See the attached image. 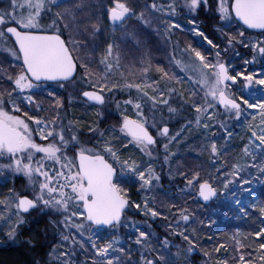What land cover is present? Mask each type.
Listing matches in <instances>:
<instances>
[{
    "label": "snow or ice",
    "instance_id": "obj_1",
    "mask_svg": "<svg viewBox=\"0 0 264 264\" xmlns=\"http://www.w3.org/2000/svg\"><path fill=\"white\" fill-rule=\"evenodd\" d=\"M73 4L76 0H8L0 8V49L13 58L8 67L0 62V177L14 180L22 174L27 180L20 190L13 186L0 193V238L34 247L35 238L23 237L22 227L27 215L39 209L60 217H50L61 240L52 246L45 264H80L75 258L77 245L92 264H191V254L197 250L204 257L202 264H264V201L250 203L260 216L242 239L233 236L231 245L225 241L205 248L203 228L194 225L197 220L202 226L211 225L212 219L200 218L179 204L170 203L164 213L156 207L154 195L142 196V204L130 201L128 188L120 183L121 175L131 173L141 182L142 192L154 193L162 179L154 163L160 146L170 181L177 175L184 179L181 195L194 192L199 203L220 193L230 194L239 216H249L233 188L264 182V98L250 100L245 95L257 86L264 92V70H258V75L235 70L229 54L239 55L238 45L250 48L252 60L245 59V66L257 56L264 57V0H97V11L90 17L94 22L85 27L93 37L92 60L78 55L86 45L77 39L81 34L73 27L84 21L76 16L82 6ZM200 17L213 24L218 40L206 34ZM179 18H186L191 27L185 28ZM130 20L134 26L127 25ZM150 30L159 38L157 43L163 41L167 66L153 62ZM177 30L202 38L211 50L192 39L182 44L176 39ZM249 30H259V35L246 38ZM116 31L121 35L116 36ZM133 49L138 57L132 55ZM97 50L102 73L91 67ZM130 56L132 63L125 64ZM153 69L158 75H152ZM185 81L183 90L176 86H184ZM69 87L73 91L66 104L59 90ZM114 90L126 92L128 98L116 99ZM76 99L95 102L89 106L96 109L97 118L88 122L70 117L68 108ZM111 103L120 119L101 127L100 117L108 118L105 110ZM45 112L48 115H42ZM177 117L183 123L173 130L169 121ZM242 117L246 122L242 155L235 162L219 163L231 146L230 123L238 124ZM213 122L219 126L215 133ZM193 124L201 137L198 150L210 151L213 163L207 172L202 164L173 170L172 161ZM85 128L90 134L86 140ZM219 130L224 133L223 144L217 142ZM37 135L45 143L37 142ZM128 145L149 159H137L132 152L125 156ZM131 207L144 216L167 220L165 227L172 238L165 235L160 240L150 224L148 230H141L126 215ZM188 225H193L191 232ZM121 227L138 233L128 236L127 248L121 244ZM101 229L110 237L103 243L98 238ZM211 240L208 236L207 241ZM69 241L68 250H61ZM229 250L231 260L215 255Z\"/></svg>",
    "mask_w": 264,
    "mask_h": 264
},
{
    "label": "rangeland",
    "instance_id": "obj_2",
    "mask_svg": "<svg viewBox=\"0 0 264 264\" xmlns=\"http://www.w3.org/2000/svg\"><path fill=\"white\" fill-rule=\"evenodd\" d=\"M68 3H71V0H67ZM8 4V0H0V8H4L6 7ZM96 4H97V0H76V4H73V7H75L76 5H80L82 6V10L76 13L77 19L84 21V24L76 26L74 25L73 27V31L74 32H79L81 35L77 36L78 40H81L82 43L84 45H86L85 47L81 48L78 51V55L80 57H85L89 60H92V55L89 52V48L91 46V44L93 43V37L91 35H89L86 31H85V27L89 26L90 24L93 23L94 21H90V17L91 14L95 11H97L96 8ZM59 10H63L62 8ZM179 22L184 25L185 28H190L191 25L188 24L187 19L186 18H179ZM127 25H133V21H128ZM126 25V26H127ZM134 26V25H133ZM131 30V29H129ZM110 31V29L108 30ZM150 36L148 37V43L149 46L151 47L152 50V59L154 64L156 62H159L161 65L167 66V59H166V53L164 50V44L163 41H160L159 43H157V41L159 40V38L155 35L154 31L150 30ZM107 34V33H106ZM116 36H120L121 32L120 31H116ZM69 33L66 31L64 33L65 39L68 38ZM259 34H253L250 33L249 35L246 34V38L248 36H251L253 38L257 37ZM176 39H178L182 44L186 43L188 40L192 39L194 43H199V40H197V38H194L193 35L189 32H181L180 30H177L176 32ZM100 38L96 41L97 43L100 42ZM202 44V43H201ZM203 45V44H202ZM241 48V51H244L245 54H249L250 57L246 58L241 52H239V55L235 56V59L238 60V64L236 63H231L233 68L235 70H239V71H245V72H252L254 75H258V70H264V57H259L257 56L256 60L254 61V63L252 62L249 63L247 66H245L244 61L245 59H248L249 61L252 60V50L250 48H245L243 45H238ZM126 47H131V44L126 45ZM204 48H207L209 50L210 46L206 45L203 46ZM132 55H136L138 57V53L135 52V49L132 50ZM100 58V54H99V50H97V52L95 53V60L96 63H93L91 65L92 69L94 71L97 72H103V67L102 65H99L98 61ZM240 59V60H239ZM13 58L10 56L9 53L3 51L2 49H0V62H3L4 67H8L9 64H11ZM132 63V59L131 56L128 58L127 61H125V64H131ZM250 64L253 65L250 67ZM124 69H121L120 71H123ZM177 74H181V70L179 68H177L176 70ZM152 75H158L157 73H155L154 69L152 72ZM173 83L175 84L176 82L173 81ZM176 86L178 88H181V90H183V88L187 87V81H185V85L181 86L179 84H176ZM60 94L65 98V103L67 104V97L69 95V92H72V88L69 87L67 90L61 89L59 90ZM133 92H135V90H132ZM250 93H254V97L250 94ZM74 95H76V93H73ZM46 95V93H45ZM114 95L116 99L119 100H124L128 98V95L126 92H120V93H115L114 90ZM201 95H203V93H201ZM245 95L247 96V98L251 99H260V98H264V92H262L260 90V87L257 86L254 89H250L248 93H245ZM89 103H84L82 99H76L72 102L71 106L68 108V114L70 117L72 118H76L79 117L81 119H83L84 121H92L94 119H96V109L92 108L89 106ZM49 104L47 102H45V108H48ZM99 107V106H97ZM131 106H129L130 108ZM222 110V109H221ZM106 111V116L108 117L107 119H105L104 116H101L100 119L104 121L103 124H101V127H107L108 125L112 124L114 121L120 119L119 113L115 110V104L111 103L110 104V108L105 110ZM145 111H147V109H145ZM249 111H254V110H249ZM133 115V118H135V114L134 113H130ZM22 115V113L20 114ZM42 115H48L47 112L42 113ZM248 121H252V117H248L247 118ZM259 118H256V123H258ZM65 123H67V121H65ZM169 123H173V121H169ZM213 129H214V133L216 130L219 129L218 123L217 122H213L212 125ZM179 128H177L178 130ZM230 130L233 132V136L231 138V146L229 147V151L228 153L221 157L220 160L218 161L219 163H224V162H235V157L237 155H242V149H243V143L245 142V132H246V122L245 119L242 117L240 120V123H235V121L233 120L230 123ZM83 133H84V139L86 140L87 137L90 135L89 133H87L86 128L82 129ZM187 139L183 140V147L179 149L176 158L174 161H172V167L173 170L176 167H180L183 170H188L194 166L197 165H203L206 169V172L208 170V166L213 163V161H211L209 159L210 157V151H199L198 148L201 145V137L199 136V134L196 132V125L193 124L192 127V131L191 133H187ZM219 135H220V139L217 141L219 144H223L224 140H223V131L219 130ZM35 139L37 140V142L40 143H45V141H41L39 136L37 135L35 137ZM91 146V145H89ZM176 149V146L173 145V150ZM158 150H159V155L155 157L154 163L156 166V171L160 172L161 174V184L160 187H158L154 193H148V192H142L139 188V184L141 183L139 181V179L132 175L131 173H129L128 175H121L120 176V183H122L126 188H128V195L130 197V201H135V202H140L141 204L143 203L142 200V196H146L149 199H151V197L154 195L156 197V207L165 213V209H168L167 207V201L170 202V198L169 196H173V199L179 201L182 203V205L188 207V209L190 211H193L195 213H199L200 218H210L212 219L214 222L211 225H208L207 223H205V225H201L199 223V220L196 221V224L194 225L196 228H203V231L201 233L202 235V243L204 244L205 248H211L219 243H223L225 241H227L228 245H231L233 243L232 237L233 236H237V238H243L248 232H249V228L248 226H254L253 224V219L254 217L249 215L248 217H240L239 216V209L238 207L235 205V202L233 201V199L231 198L230 194H224V193H220L218 195V198L212 202L210 205H202L200 202L196 203V195L194 192L192 193H188L185 195H181L179 192V189L183 187L184 185V179L182 177H179L178 175L176 176L174 181H170V178L168 176V166L164 164L163 162V149L162 147L158 146ZM129 152L134 153V155L136 156L137 159H144L147 160L149 159L146 156H143V154H141L139 152L138 149H134V147L132 145H128L127 149L123 150V154L125 156H127V154ZM212 171L214 172L215 169H212ZM206 174V173H205ZM27 183L26 178L22 175V174H17L15 179H5L3 177H0V193H7V189L9 187H13L15 186L17 188V190L21 189V185H25ZM174 186V187H173ZM264 186V182L261 183H253L251 185H244L243 187H241L240 185H236L233 188V191L236 192L237 198L241 200V206H245L247 208L248 211H253L256 212L257 215L259 213L258 209L256 208H252L250 207V203L252 202L253 199H256L258 202V198L256 197V190L259 187ZM219 187H222L219 186ZM243 188H250L251 191L250 192H244ZM175 197V198H174ZM225 206L228 207L230 213L234 211L235 215H236V219L237 221H240L242 224H248V226H245L244 228L239 229V233H237V229L235 231H228L226 230V228H223L221 230V234H219V236L216 237L215 240H211V241H207V237L208 234L210 233L209 231L212 230V227L215 226H220L222 227V224H224V222H226L227 220V216L223 214L222 208ZM2 207V206H0ZM206 207V208H205ZM167 213V211H166ZM127 217L130 218H134V220L137 222V226H139L141 228V230H148V225L151 224V222L155 221L157 218L160 217H156V218H150V216H144L142 213H140L135 207H131L127 210L126 212ZM178 215V213H177ZM50 217L52 219H56V220H60V217L58 215H56L55 213H53L52 211H47L46 213H42L40 212L39 209L33 210L31 211L30 215H27V222L23 225L22 227V233H27V235H30L31 233H34L35 229L38 227L41 228L42 232L46 233V237H48V239H50V241H54L52 243V246L57 244L60 240H61V236L60 233L56 230L57 226L55 224L50 223ZM144 221H147V223H143ZM128 224L131 225L132 224V219H129ZM183 226V222H180ZM61 229L63 228V225H60ZM193 225H188V230L189 232H191ZM248 227V228H247ZM208 228L210 230H208ZM247 228V229H246ZM109 231H113V234H115L114 230H109ZM65 234H67V230H64ZM224 232V233H223ZM119 233L121 235V244L122 246H124L125 248L129 247L130 245V241L128 240V236L129 235H138V233L134 232V229L131 227H121L119 229ZM208 233V234H207ZM73 234H74V230H73ZM3 236V232L2 230H0V237ZM98 238L100 239V242L103 243L105 239H110L109 235L107 232H105L103 229L99 230L98 232ZM153 242V241H152ZM10 242H8L6 239L0 238V245H7ZM51 242H49L50 245ZM156 243V242H153ZM180 243V240L178 239V244ZM13 244V243H10ZM51 246V248H52ZM71 246V241L68 242L67 245H65L64 247L61 248V250L63 251H67L68 247ZM158 247V245H157ZM173 251H175V249H173ZM138 255V254H136ZM194 255H198L200 257V259L196 262L193 261L191 259L192 256ZM191 255L190 260H191V264H202V261L204 259V257H202V254L197 250L196 254ZM216 256H219L221 258H223L225 255H227L229 257V260H231L232 257V251L229 250L227 253L221 251L220 253H216ZM80 264H84V262L87 260V264H92L91 260L86 257L84 255V250L80 249L79 246H76V257H75ZM125 259H127V257H125ZM49 261V256H48V260Z\"/></svg>",
    "mask_w": 264,
    "mask_h": 264
},
{
    "label": "trees",
    "instance_id": "obj_3",
    "mask_svg": "<svg viewBox=\"0 0 264 264\" xmlns=\"http://www.w3.org/2000/svg\"><path fill=\"white\" fill-rule=\"evenodd\" d=\"M200 21H201V26L203 30L206 32V34H208L210 38L218 40L219 33L215 31L213 24L210 21L205 20L203 17H200ZM246 34L249 35L250 33L247 32ZM106 35H107L106 32L102 33L100 36V39L102 40ZM197 40H199L200 44L202 43L203 46H206V44L202 41V38H197ZM236 51H239L242 54H245L244 51H241L240 46L237 47ZM235 56L236 55L234 53H230L229 60L233 64L234 63L238 64L239 61L235 59ZM244 56L246 58L250 57V55L247 53ZM251 66L253 65L250 64V67ZM171 121H173V123L171 124L169 123V124L173 130H177V128H179V125L183 123V120L180 119L179 117ZM168 197L170 198L171 201L166 202L168 204L167 207L169 206L170 203L182 205L180 200L177 201L173 199V196L168 195ZM256 197L258 198V202L264 201V186L259 187L256 190ZM166 211L168 212V209H165V213ZM173 211L175 210L173 209ZM222 211H223V214L226 215L228 218L226 222H224L225 225L222 224V227L220 226L212 227V230L209 231L210 233L209 234L207 233L208 236H211L213 240H215L216 237L222 233L221 230L223 228H226V230L229 229L228 231H232V230L235 231L236 229H241V228H244L245 226H248L247 223L242 224L240 221H237L234 211L233 213L232 212L230 213L227 206L224 205V207L222 208ZM248 212H249V215L254 217V219H258L260 216L259 214L257 215L256 212H253V211H248ZM253 213L255 215H253ZM167 223H168L167 220H165L163 217H160V218H157L155 221L151 222L150 224L151 230L155 232L156 236L159 237L160 240H163L165 235H168L170 239L172 238L169 230L165 227ZM248 227L252 229L253 227H255V225L252 227L251 226H248ZM251 229H249V231ZM208 230L210 229L208 228ZM28 236H33L35 238L36 243H35V246L32 248H29L23 243H16V244L9 243L3 246L0 245V264H36L37 260H40L41 264H45V262H47L48 260V253L51 250V246L54 241H50V239L46 237V233L42 232L40 227L39 228L37 227L34 233H31L30 235H27V233L23 232V237H28ZM49 242H51L50 245H49ZM153 242H156V241L153 240ZM175 243L178 244V239L175 240ZM191 259L197 262L200 259V257L198 255H194L191 257Z\"/></svg>",
    "mask_w": 264,
    "mask_h": 264
},
{
    "label": "water",
    "instance_id": "obj_4",
    "mask_svg": "<svg viewBox=\"0 0 264 264\" xmlns=\"http://www.w3.org/2000/svg\"><path fill=\"white\" fill-rule=\"evenodd\" d=\"M249 33H253V34H259V30H249L248 31ZM89 104H94L95 102H88ZM98 106V105H97ZM218 197V196H217ZM217 197H214V198H212V200L211 201H209V202H203L202 200L201 201H199L202 205H209L211 202H213V201H215L216 199H217ZM33 211V210H32ZM194 254H196V251L194 252V253H192L191 255H194Z\"/></svg>",
    "mask_w": 264,
    "mask_h": 264
},
{
    "label": "flooded vegetation",
    "instance_id": "obj_5",
    "mask_svg": "<svg viewBox=\"0 0 264 264\" xmlns=\"http://www.w3.org/2000/svg\"><path fill=\"white\" fill-rule=\"evenodd\" d=\"M249 33V32H248ZM251 64H252V62H251Z\"/></svg>",
    "mask_w": 264,
    "mask_h": 264
}]
</instances>
